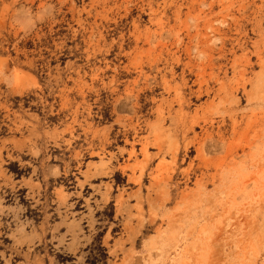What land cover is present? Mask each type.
I'll use <instances>...</instances> for the list:
<instances>
[{
  "label": "rangeland",
  "instance_id": "374dc122",
  "mask_svg": "<svg viewBox=\"0 0 264 264\" xmlns=\"http://www.w3.org/2000/svg\"><path fill=\"white\" fill-rule=\"evenodd\" d=\"M0 264H264V0H0Z\"/></svg>",
  "mask_w": 264,
  "mask_h": 264
}]
</instances>
